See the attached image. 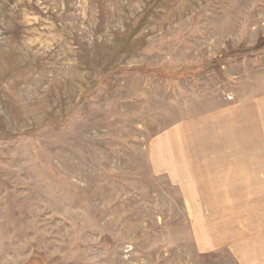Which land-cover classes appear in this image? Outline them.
I'll list each match as a JSON object with an SVG mask.
<instances>
[{
  "label": "rangeland",
  "instance_id": "374dc122",
  "mask_svg": "<svg viewBox=\"0 0 264 264\" xmlns=\"http://www.w3.org/2000/svg\"><path fill=\"white\" fill-rule=\"evenodd\" d=\"M263 35L264 0H0V264H264Z\"/></svg>",
  "mask_w": 264,
  "mask_h": 264
},
{
  "label": "crops",
  "instance_id": "0c3cea01",
  "mask_svg": "<svg viewBox=\"0 0 264 264\" xmlns=\"http://www.w3.org/2000/svg\"><path fill=\"white\" fill-rule=\"evenodd\" d=\"M246 166V165H245ZM247 167V166H246ZM232 168L233 167H229L227 170L229 171L228 173L224 174L221 178V183L219 185L221 186H228V187H238V186H251L253 185L252 182H250L253 179V174H254V170L252 171V169H247V168H241V170L243 171L242 177L241 174H239L238 177V169L232 173ZM226 176L229 177L228 182H223V180L226 181ZM230 177L232 179V181L230 180ZM239 178H242V180ZM235 181V182H233ZM239 181H241V183H239Z\"/></svg>",
  "mask_w": 264,
  "mask_h": 264
},
{
  "label": "trees",
  "instance_id": "16d2710c",
  "mask_svg": "<svg viewBox=\"0 0 264 264\" xmlns=\"http://www.w3.org/2000/svg\"><path fill=\"white\" fill-rule=\"evenodd\" d=\"M263 45H264V35L260 36L254 45L249 46V47L239 46L237 48V50L238 51H248V50H251V49H259ZM136 68H138L139 70L145 69L144 67H141V66H138ZM166 74L167 75H171L172 77H175L178 73H176V72H173V73L167 72Z\"/></svg>",
  "mask_w": 264,
  "mask_h": 264
}]
</instances>
